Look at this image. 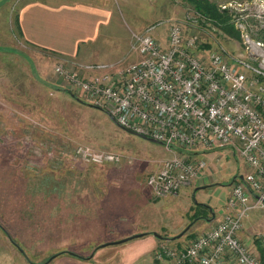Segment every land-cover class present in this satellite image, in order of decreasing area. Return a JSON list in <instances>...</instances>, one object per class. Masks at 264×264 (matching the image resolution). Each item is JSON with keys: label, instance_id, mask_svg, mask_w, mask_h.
<instances>
[{"label": "rangeland", "instance_id": "374dc122", "mask_svg": "<svg viewBox=\"0 0 264 264\" xmlns=\"http://www.w3.org/2000/svg\"><path fill=\"white\" fill-rule=\"evenodd\" d=\"M184 1L154 0L147 3L141 0L133 6L138 10L136 13L129 9V5L117 2L116 22L93 44L95 53L88 57H92L93 62L122 64L137 60L139 56L131 48V36L127 44L125 41L126 35L133 29L132 19L139 22V29L153 27L154 35L162 43L169 24L180 22L187 35L197 37L199 49L217 51L227 57H247L243 44L245 34L264 41L263 2L206 0L216 5L219 11H231L229 16L233 25L238 18L244 36L236 28L238 34L232 36L221 29L219 22L208 20L198 13L194 3ZM18 5L19 2L14 0H0V173L2 176L37 175V183L41 184V192L36 197V202L41 203V215L38 213L37 220H41L42 229L36 225L35 230L21 231L20 235L14 231L20 240L14 241L21 249L19 252L23 260L12 262V259L8 260L10 256H5L0 264H23V261L26 264H152L161 261L154 257L159 244L175 245L158 239L157 247L147 252V245L142 239L148 233L124 236L120 233L126 227L134 228L135 222L145 223L148 225L145 230H153L155 226L156 231L151 232L158 234L154 235L156 239H167L163 238L166 234L159 225L161 221L169 222L163 215L164 210L161 207H154L155 211L149 207H108L110 203L106 198L120 188L123 180H130L125 173L137 177L129 184L130 189L117 197L123 199L127 196L130 206L132 198L138 193L152 196L145 186V178L151 172V166L160 164V161L152 163L146 159L170 157L171 152L161 144L124 131L106 112L89 105L66 88L53 73L54 62L63 59L36 49L21 37L16 15ZM223 5H227L226 9L221 8ZM148 13L150 17L143 18ZM139 31L135 32L139 34ZM201 54L202 59H206L208 53ZM63 61L71 65L69 61ZM4 127L5 131L2 130ZM78 145L120 153L123 160L119 164L102 165L73 160V150ZM199 156L210 165L202 177L208 186L197 191L193 202L205 200L224 205L229 196V184L247 171L244 163L233 155L229 147H220ZM203 183L199 182V186ZM0 192L2 194L3 189ZM27 198L34 199L32 196ZM70 203L72 207H69ZM137 205L134 201V206ZM132 212L136 213V217ZM105 215L115 219L108 220ZM0 219L3 227L5 220L2 213ZM194 220L189 217L188 223L192 226L185 225L179 231L180 237L186 234L189 238L197 233L190 232ZM249 223H252L253 232L264 235V207L253 209L242 218V228H248ZM10 228L12 230L13 227ZM256 233L251 239L257 245ZM128 236L131 238L125 242L101 246ZM89 239L91 243H88ZM175 240H178L177 237L169 242ZM138 250L143 254L136 259Z\"/></svg>", "mask_w": 264, "mask_h": 264}, {"label": "built area", "instance_id": "2783aa9c", "mask_svg": "<svg viewBox=\"0 0 264 264\" xmlns=\"http://www.w3.org/2000/svg\"><path fill=\"white\" fill-rule=\"evenodd\" d=\"M259 1L264 8V0ZM237 20L234 26L244 36ZM152 29L131 33V48L139 56L135 61L68 65L60 59L53 73L118 125L161 142L171 152L145 178L154 197L176 194L202 176L209 163L201 153L229 147L244 163L247 171L233 180L226 201L234 212H226L181 248L159 245L157 260L264 264V235L256 233L257 245L238 236L242 218L264 207V41L245 34L248 55L240 59L199 49L197 37L187 35L180 22L170 23L165 43L152 35ZM202 52L208 53L204 60ZM72 159L98 165L123 160L120 153L88 145L76 146Z\"/></svg>", "mask_w": 264, "mask_h": 264}, {"label": "crops", "instance_id": "0c3cea01", "mask_svg": "<svg viewBox=\"0 0 264 264\" xmlns=\"http://www.w3.org/2000/svg\"><path fill=\"white\" fill-rule=\"evenodd\" d=\"M14 1L17 3L19 2L16 15L18 19V28L21 32L20 35L24 41L36 49L55 54L63 60H68L72 63H90L94 61V59L92 57L89 58L88 55L95 53V50L92 48L93 44L98 41L99 37L102 36L104 32H107L108 27L112 23L116 22L115 20L117 18V14L115 4L117 2L120 3V5H129V9L132 12L134 11V13L138 10L133 6L141 3V0ZM142 1L152 3L154 0ZM221 1L224 2L232 0ZM149 17L150 15L148 13L143 18L147 19ZM136 18L137 17L135 15V19ZM132 23L133 29L128 35H126V44L130 41L131 32L141 30L139 31L141 33L147 28L139 29V22H134L133 19ZM153 31H151L152 35H154ZM166 32L164 40L162 39L163 43L166 42ZM156 38L159 39L158 37ZM2 130L5 131V127ZM232 153L235 155L234 152ZM166 158L168 157L155 160L147 158L146 160L154 163L159 161L161 162ZM158 166L159 164L155 165L154 163L151 166V171L155 170ZM125 174L129 176L130 180L128 182L123 180L120 184V190L118 189L117 191H112V194L108 195L106 198V201L109 199L108 202L110 203L108 207H149V209L153 208L154 211V207H161V210H164L163 215L169 219V222L161 221L159 224L162 228H164V234L167 235L163 237L167 238L165 240L160 238L156 239L154 237L152 234L153 232L151 231H156L155 226L153 227V230H145L144 227H148L145 223L135 222L134 228L126 227L124 228V231L120 233L121 236L128 234L131 235L134 233L136 234L138 232L148 233L145 235L147 237L142 239L147 245V252H150L154 247H157L155 245L158 244L157 241L159 240L161 242L167 241L168 244L175 245L180 248L187 245L191 240L190 237L192 238L195 235H190L188 238L185 234L180 237L179 231L187 225H191V223H188L190 216L195 219L193 224L194 227L191 228L190 232L198 233L213 226L226 212H234V209L228 208L226 203L224 205H220V203L218 204L213 201L206 202L205 200H196L193 202L197 191L208 186V182L202 179L205 172L202 176L195 179L188 185H183L176 194L166 195L163 197H154L151 194L152 196L148 197V195L144 196L138 193L136 197L132 198L133 201L129 206L127 204L129 201L127 196H124L122 199L121 196L117 197V195H121V193L124 194L127 189H130L129 184H131L133 178L137 177V175L133 177L129 173ZM54 178L58 180L57 176ZM201 181L204 183L202 186H199V182ZM231 183L229 184V191H231ZM136 184L137 179H135V185ZM39 185L41 184L37 183V175L35 176L33 173L28 174V176L25 174H19L17 176L11 174L9 176H2L0 173V190L3 189L2 194H0V213L3 214V218L5 220L3 223L4 226L9 229L7 230L0 224V261H2L5 256H10L8 258L9 261L12 259V262L15 260L21 262V260H23V256L19 252L20 250L16 245L17 242L14 240H18V234L20 235L21 231L27 233L35 230L36 225H39L40 230L42 229L41 220H37L38 213L41 215L39 211L41 203L36 202L37 193L39 194L41 192ZM57 189L58 188H56V190ZM229 191L228 194L230 193ZM27 196H32L34 199L27 198ZM21 197H23V200H21ZM150 199L153 200V202ZM134 201L138 203L137 206H134ZM69 207H72L71 203L69 204ZM105 207H107V205ZM105 214L107 215V211ZM132 214L136 217L135 212H132ZM106 215L105 218L108 220L115 219L109 215L107 217ZM1 227L4 228L9 235ZM10 227L15 229L12 228V230H10ZM249 227L252 228V223H249ZM248 228L243 226L238 233L239 238L243 241H252L251 238L256 233L253 232V228L252 230L246 231ZM14 231L18 232V234L13 233ZM149 233H151V235H149ZM173 237H177L178 240H175V242H169V240ZM88 243H91L90 239L88 240ZM141 254L143 253L138 250L135 256L136 259H138ZM23 264L26 263L23 261ZM152 264H174V261L172 259H164Z\"/></svg>", "mask_w": 264, "mask_h": 264}, {"label": "trees", "instance_id": "16d2710c", "mask_svg": "<svg viewBox=\"0 0 264 264\" xmlns=\"http://www.w3.org/2000/svg\"><path fill=\"white\" fill-rule=\"evenodd\" d=\"M194 3L196 11L204 16V18L211 20L213 22H219L221 29L226 31L232 36H237L238 31L235 29L234 25L230 21V16L226 10H218L216 5L209 3L206 0H189ZM8 51L17 52L14 49H7ZM195 216V215H194ZM7 233V231L5 230ZM8 234V233H7ZM9 235V234H8ZM71 255L74 253L70 252ZM59 255V254H58ZM57 256V255H56ZM80 257V256H79ZM81 258V257H80Z\"/></svg>", "mask_w": 264, "mask_h": 264}, {"label": "water", "instance_id": "95a60500", "mask_svg": "<svg viewBox=\"0 0 264 264\" xmlns=\"http://www.w3.org/2000/svg\"><path fill=\"white\" fill-rule=\"evenodd\" d=\"M110 118L114 121V119H113L112 117H110ZM114 122H115V121H114ZM115 123H116V122H115ZM116 125L119 126L121 129H123L124 131L130 133V134H134V135L139 136V137H141V138L148 139V140H150V141H153V142H156V143H158V144H161V142H159V141H157V140H154V139L149 138V137H146V136H144V135H140V134L134 133V132H132V131H130V130H127V129L121 127L120 125H118L117 123H116ZM154 235H155V236H158L157 233H154ZM134 236H138V234H137V235H134ZM129 238H131V236H128V237L123 238V239H121V240H116V241H114V242H107V243H104V244L101 245V246L108 245V244H110V243H120V242H125V241H127ZM18 248L20 249V247H18ZM20 250H21V249H20ZM54 257H55V255H54V256H51V257L47 260V262H49V261H50L52 258H54Z\"/></svg>", "mask_w": 264, "mask_h": 264}]
</instances>
